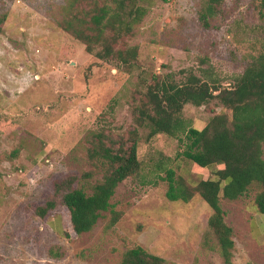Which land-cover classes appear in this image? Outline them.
Returning a JSON list of instances; mask_svg holds the SVG:
<instances>
[{
	"label": "rangeland",
	"instance_id": "374dc122",
	"mask_svg": "<svg viewBox=\"0 0 264 264\" xmlns=\"http://www.w3.org/2000/svg\"><path fill=\"white\" fill-rule=\"evenodd\" d=\"M152 1L128 41L138 47L140 77L168 73L180 79L192 71L229 86L264 50V0H224L225 17L211 29L197 21L198 0ZM67 2L0 0V15L6 16L0 34V264H118L136 247L166 264H224L207 227L210 207L198 196L188 203L165 196L169 169L191 180L209 177L181 157L183 136L140 139L143 170L117 186L110 203L120 219L113 227L107 228L109 211L81 235L72 231L62 205L45 219L34 215L62 177L78 176L73 187L91 193L102 172L88 160L86 137L104 131L126 138L134 129L131 105L141 90L138 72L99 62L58 27ZM220 113L229 114L215 102L183 110L196 129ZM262 151L264 158V144ZM86 172L92 177L83 180ZM255 195V187L235 201L220 195L225 223L234 231L231 264H264V232L253 225L259 220ZM57 215L61 233L50 226ZM51 247L65 255L50 257Z\"/></svg>",
	"mask_w": 264,
	"mask_h": 264
},
{
	"label": "trees",
	"instance_id": "16d2710c",
	"mask_svg": "<svg viewBox=\"0 0 264 264\" xmlns=\"http://www.w3.org/2000/svg\"><path fill=\"white\" fill-rule=\"evenodd\" d=\"M152 0H68L62 7L58 27L85 46L86 53L99 62L127 73L138 72L139 96L133 100L131 113L134 129L126 138L114 139L104 131L90 132L86 137V154L102 172L101 180L88 195L74 188L78 176L68 175L53 182V196L35 206L40 219L48 217L59 205L70 214L74 234L90 232L104 212H110L107 228L120 219L110 200L117 186L127 178H138L143 170L137 149L140 139L149 142L158 135L184 138L181 157L197 170L209 171L207 179L191 180L167 170L166 198L171 202L188 203L198 196L211 209L207 227L214 236L224 264L233 258V229L225 223L220 206L223 199L235 201L255 187L254 212L264 215V50L245 67L229 86L211 84L192 71L180 79L171 74H150L138 61V47L129 45L134 29L148 14ZM197 21L204 29L225 17L224 0H198ZM6 21L0 15V34ZM215 102L229 112L213 115L207 124L196 129L183 116L186 105L207 106ZM144 135H140V132ZM91 172L81 175L89 179ZM60 199V200H59ZM50 226L62 232V217L57 215ZM63 236L69 237L67 232ZM52 258H62L59 247H51ZM118 264H166L141 247L126 250Z\"/></svg>",
	"mask_w": 264,
	"mask_h": 264
},
{
	"label": "crops",
	"instance_id": "0c3cea01",
	"mask_svg": "<svg viewBox=\"0 0 264 264\" xmlns=\"http://www.w3.org/2000/svg\"><path fill=\"white\" fill-rule=\"evenodd\" d=\"M255 213V212H254ZM255 215L257 216V218H259V220H258V222L257 223H254V222H256V221H254L253 222V225H254V227H258L259 228V230H260V232L262 233V232H264V219H262V218H264V215H260V214H257V213H255ZM232 228V227H231ZM233 235H234V231H233ZM234 238V237H233ZM234 241V240H233Z\"/></svg>",
	"mask_w": 264,
	"mask_h": 264
}]
</instances>
